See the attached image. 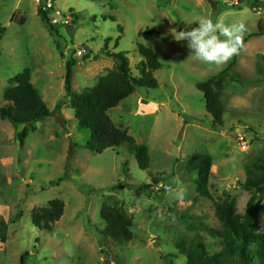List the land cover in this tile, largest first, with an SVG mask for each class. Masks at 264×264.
<instances>
[{"label":"rangeland","instance_id":"374dc122","mask_svg":"<svg viewBox=\"0 0 264 264\" xmlns=\"http://www.w3.org/2000/svg\"><path fill=\"white\" fill-rule=\"evenodd\" d=\"M53 1L75 17L70 28L49 31L34 0H0V107L10 79L24 69L49 111L61 102L22 147L17 130L0 120V233L6 228L0 264H21L22 256L25 264H185L176 245L195 236L209 256L220 254L221 241L210 233L219 229L214 204L235 200L243 214L251 195L241 187L246 166L264 159V0L259 9L243 0ZM198 16L245 25L238 54L222 66L197 60L186 41L171 35L173 28L189 30L184 24ZM146 29L158 34L145 39ZM138 44L157 56L161 67L152 75L158 87L138 89L108 116L148 149L147 170L126 145L101 154L84 149L90 133L78 126L64 90L66 66L71 91L79 94L96 86L117 53L138 77L144 63ZM227 68L222 123L214 129L197 84ZM195 153L212 159L211 199L197 196L196 176L185 169ZM144 185L150 186L146 194L135 192ZM53 200L63 202L62 217L51 231L35 228L31 213ZM116 201L133 222L130 242L100 233L101 207ZM259 215L258 231H264V203Z\"/></svg>","mask_w":264,"mask_h":264},{"label":"trees","instance_id":"16d2710c","mask_svg":"<svg viewBox=\"0 0 264 264\" xmlns=\"http://www.w3.org/2000/svg\"><path fill=\"white\" fill-rule=\"evenodd\" d=\"M243 1L256 9L262 5L260 0ZM37 15L49 31L55 32V27L49 23L43 11L37 9ZM20 24H24V21L22 20ZM157 34L156 30L146 29L143 37L148 39ZM136 49L144 60V63L137 68L138 77L132 75L126 55L117 53L110 56L113 58V66L98 78L96 86L86 88L79 94L71 91V70L69 66H66L64 90L65 98L69 99V104L74 109V118L78 126L87 129L90 133V139L83 146L84 149L101 154L107 149L126 145L128 152L136 157L139 168L147 170L150 162L148 149L138 145L126 129L117 128L108 116L110 110L116 108L121 101L138 89L158 87L152 75L161 67L156 54L143 44H138ZM106 55L109 56L107 53ZM228 72L229 68L197 84V90L205 99V110L212 117L213 125L211 126L214 129L216 125L221 126L222 123L221 95L228 80ZM10 84L12 86L3 93L4 104L0 107V120L7 121L17 130L16 139L22 147L28 134L36 131L37 123L59 112L61 102L56 104L52 112L47 109L42 97L31 83L29 69H24L11 78ZM211 167L212 159L208 155L195 153L186 162L187 173L196 176L195 192L200 198L211 199L209 192ZM246 167L247 177L241 187L251 195L244 213L237 212L235 200L214 204L219 229L211 230L210 233L220 239L221 253L209 256L203 242L195 236L187 245L185 241L176 245L185 258V264H264V231H258L259 213L264 203V159L256 157L248 162ZM60 181L62 179L58 180ZM149 187L148 185L135 187V192L146 194ZM115 189L116 187L113 186V190ZM63 212V202L53 200L48 207L34 210L31 213V222L41 231H51ZM100 219L103 223L100 233L104 238L113 242H130L135 238L133 222L123 211L120 202L116 201L111 206L103 205L100 210ZM5 234L6 228H3L0 233L1 243L5 242ZM25 259L26 256H22L20 263L25 264Z\"/></svg>","mask_w":264,"mask_h":264},{"label":"clouds","instance_id":"9594fccd","mask_svg":"<svg viewBox=\"0 0 264 264\" xmlns=\"http://www.w3.org/2000/svg\"><path fill=\"white\" fill-rule=\"evenodd\" d=\"M195 24V26H192ZM189 30L171 29L176 41H186L191 56L209 66H222L238 54L245 31L243 23H225L222 18L198 16L184 24Z\"/></svg>","mask_w":264,"mask_h":264},{"label":"built area","instance_id":"2783aa9c","mask_svg":"<svg viewBox=\"0 0 264 264\" xmlns=\"http://www.w3.org/2000/svg\"><path fill=\"white\" fill-rule=\"evenodd\" d=\"M34 4L37 9H40L46 14L52 26L70 27L72 25V15L68 12H62L58 7H55L53 0H34Z\"/></svg>","mask_w":264,"mask_h":264},{"label":"water","instance_id":"95a60500","mask_svg":"<svg viewBox=\"0 0 264 264\" xmlns=\"http://www.w3.org/2000/svg\"><path fill=\"white\" fill-rule=\"evenodd\" d=\"M182 119H183L185 122H189V121L193 120L192 117H189V116H187V115H182Z\"/></svg>","mask_w":264,"mask_h":264}]
</instances>
